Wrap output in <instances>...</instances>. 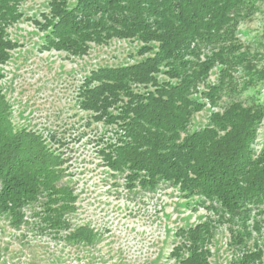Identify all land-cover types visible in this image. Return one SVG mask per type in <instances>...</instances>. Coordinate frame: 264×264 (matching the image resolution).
<instances>
[{
    "label": "trees",
    "instance_id": "obj_1",
    "mask_svg": "<svg viewBox=\"0 0 264 264\" xmlns=\"http://www.w3.org/2000/svg\"><path fill=\"white\" fill-rule=\"evenodd\" d=\"M256 1L49 0L40 49L81 55L91 42L141 41L142 51L151 56L99 67L90 73L84 88V109L110 118L109 109L119 108L123 137L106 154L108 164L128 171L142 185L170 182L186 196L205 197L221 210L236 213L264 204V141L256 147L263 104L255 99L250 104L233 100L222 110L212 111L204 127L190 130L189 125L193 114L205 107L196 93L215 65H221L220 81L202 91L212 103L230 88L228 68L246 61L237 26L254 11ZM22 2L0 0V66L17 46L7 28L23 17ZM160 73L167 79H159ZM248 76L242 89L264 80V71L250 70ZM11 113L0 86L3 208L19 213L25 205L46 198V220L71 229L63 214L76 196L69 185L59 183L62 155L37 131L17 126ZM211 208L218 213L215 205ZM210 231L207 221L180 228L184 241L172 254L183 253L181 264H210L205 248L213 236ZM67 237L91 240L94 230L82 224L69 230ZM257 257L252 252L227 264H257Z\"/></svg>",
    "mask_w": 264,
    "mask_h": 264
},
{
    "label": "rangeland",
    "instance_id": "obj_2",
    "mask_svg": "<svg viewBox=\"0 0 264 264\" xmlns=\"http://www.w3.org/2000/svg\"><path fill=\"white\" fill-rule=\"evenodd\" d=\"M48 2L23 0V17L7 28L17 46L0 66V86L15 124L37 131L62 155L59 183L69 185L76 196L63 214L71 229L46 220V198L19 213L5 210L0 202V264H181L183 253L172 254L184 241L178 230L206 221L213 235L205 246L210 264H227L252 252L257 264H264V204L228 213L205 197L186 196L170 182L142 185L128 171L108 164L106 154L123 137L121 116L119 108H110L109 118L82 107L88 77L99 67L134 63L152 53L142 51L143 43L132 38L91 42L81 55L41 50ZM237 39L247 59L228 68L226 77L235 90H223L216 103L202 95L208 84L220 81L217 63L198 87L196 95L205 107L193 114L190 130L204 127L212 111L233 100L250 104L255 99L264 106V80L242 89L250 70L264 71V0L239 20ZM158 77L167 79L164 73ZM263 141L264 118L256 147ZM82 224L94 230V237L69 239V230Z\"/></svg>",
    "mask_w": 264,
    "mask_h": 264
}]
</instances>
